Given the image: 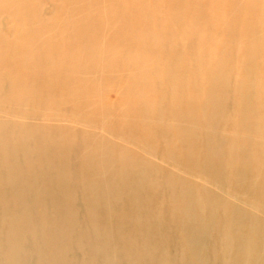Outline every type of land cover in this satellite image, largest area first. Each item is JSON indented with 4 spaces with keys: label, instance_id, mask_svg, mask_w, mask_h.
<instances>
[{
    "label": "bare ground",
    "instance_id": "1",
    "mask_svg": "<svg viewBox=\"0 0 264 264\" xmlns=\"http://www.w3.org/2000/svg\"><path fill=\"white\" fill-rule=\"evenodd\" d=\"M0 264H264V0H0Z\"/></svg>",
    "mask_w": 264,
    "mask_h": 264
}]
</instances>
